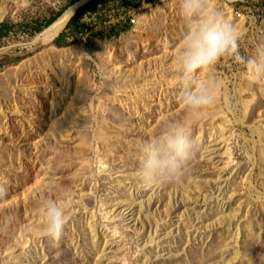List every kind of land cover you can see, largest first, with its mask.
I'll return each instance as SVG.
<instances>
[{"label":"rangeland","instance_id":"obj_1","mask_svg":"<svg viewBox=\"0 0 264 264\" xmlns=\"http://www.w3.org/2000/svg\"><path fill=\"white\" fill-rule=\"evenodd\" d=\"M79 1L0 0V22L58 21ZM213 2L254 57L264 0ZM180 5L113 0L111 20L89 11L70 46L0 44L25 57L0 68V264H264V75L222 59L199 77L216 83L215 106L188 114ZM169 120L193 130L196 154L182 179L149 186L143 142ZM49 198L67 216L55 244L41 228Z\"/></svg>","mask_w":264,"mask_h":264},{"label":"clouds","instance_id":"obj_2","mask_svg":"<svg viewBox=\"0 0 264 264\" xmlns=\"http://www.w3.org/2000/svg\"><path fill=\"white\" fill-rule=\"evenodd\" d=\"M181 16L185 30L179 41L176 61L186 86L180 90V101L190 115H203L217 102V85L211 79L200 80V74L210 71L222 59L232 58L254 73L264 75V44L254 57L241 55V33L215 7L213 0H181ZM141 150V180L149 185L175 183L182 179L196 154L193 130L180 121L162 122L156 137L143 142ZM7 188L0 184V198ZM41 228L55 244L67 223L64 209L55 199L41 204Z\"/></svg>","mask_w":264,"mask_h":264},{"label":"trees","instance_id":"obj_3","mask_svg":"<svg viewBox=\"0 0 264 264\" xmlns=\"http://www.w3.org/2000/svg\"><path fill=\"white\" fill-rule=\"evenodd\" d=\"M98 0H92L85 7L81 8L78 13L71 19L69 22L67 29L55 40V45L58 47H67L73 44V37L76 33V29L79 26L82 19L86 16L89 11H95L94 6L97 4ZM113 0H102L103 6L100 7L97 13V25L100 23H107L111 20L109 16L112 7L110 6V2ZM143 0H141L142 2ZM146 2H151L153 0H145ZM140 3V2H139ZM139 3L137 5H139ZM57 16L45 19H37L33 21H24V22H11V21H2L0 22V44L13 40L19 39L25 36H34L35 34L41 32L51 24H53L57 20ZM110 28V26H109ZM108 28V29H109ZM121 31H124V28L121 26L115 25L113 29L108 30H100L98 35L101 38H112L114 36H120ZM24 56L20 57H11L10 55H6L4 57H0V68L7 67L13 64H16L20 60L24 59Z\"/></svg>","mask_w":264,"mask_h":264},{"label":"water","instance_id":"obj_4","mask_svg":"<svg viewBox=\"0 0 264 264\" xmlns=\"http://www.w3.org/2000/svg\"><path fill=\"white\" fill-rule=\"evenodd\" d=\"M92 0H80L79 2H77L73 7H71L67 12L66 15L69 16L68 22L71 21V19L78 13V11L85 7L89 2H91ZM55 24V22L53 24H51L50 26H48L47 28H45L44 30H42L41 32L35 34L32 39L29 41V44H37L40 43L41 39L46 35V33H48V30ZM61 35V33L53 40V42ZM52 42V43H53ZM17 49H21L20 46H18ZM8 52V51H7ZM10 52V51H9Z\"/></svg>","mask_w":264,"mask_h":264},{"label":"bare ground","instance_id":"obj_5","mask_svg":"<svg viewBox=\"0 0 264 264\" xmlns=\"http://www.w3.org/2000/svg\"><path fill=\"white\" fill-rule=\"evenodd\" d=\"M69 16L64 15L48 30V33L40 40L44 44H52L53 40L63 31L68 23Z\"/></svg>","mask_w":264,"mask_h":264},{"label":"built area","instance_id":"obj_6","mask_svg":"<svg viewBox=\"0 0 264 264\" xmlns=\"http://www.w3.org/2000/svg\"><path fill=\"white\" fill-rule=\"evenodd\" d=\"M132 22L136 23V22H137V19H135V18H134V19H132Z\"/></svg>","mask_w":264,"mask_h":264}]
</instances>
